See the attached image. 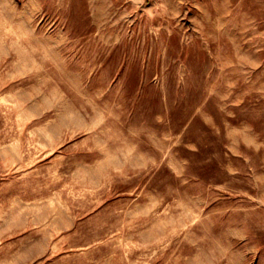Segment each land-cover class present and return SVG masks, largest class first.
Segmentation results:
<instances>
[{"label": "rangeland", "instance_id": "374dc122", "mask_svg": "<svg viewBox=\"0 0 264 264\" xmlns=\"http://www.w3.org/2000/svg\"><path fill=\"white\" fill-rule=\"evenodd\" d=\"M0 264H264V0H0Z\"/></svg>", "mask_w": 264, "mask_h": 264}]
</instances>
